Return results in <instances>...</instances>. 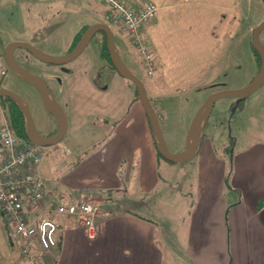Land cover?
Instances as JSON below:
<instances>
[{
    "label": "crops",
    "instance_id": "1",
    "mask_svg": "<svg viewBox=\"0 0 264 264\" xmlns=\"http://www.w3.org/2000/svg\"><path fill=\"white\" fill-rule=\"evenodd\" d=\"M124 1L137 7L145 0ZM150 1L155 2L158 10L143 30L156 52L157 68L150 77V92L144 86L155 111L160 107L156 92L173 87L169 72L176 67L165 68L162 56L166 59L173 55L172 49L178 46L187 55L184 64L187 69L175 77L176 82L181 83V90L189 86L197 89L200 94L197 104L201 105L212 91L205 89L207 93H203L207 83L200 72L206 67H218L216 60L220 59L225 41L231 31L237 30V24L232 27L234 20L236 23L238 16L243 17L239 13L230 21L224 14L242 0ZM42 2L48 4L49 0ZM10 4L13 6V0ZM105 10L104 7L103 18ZM52 16L55 18V13ZM253 26L249 24L248 30ZM77 33L68 41L66 52ZM68 35L63 33L58 42ZM223 61L225 68H229L227 58ZM133 68L129 69L137 74ZM133 98L127 110L119 109L120 117L114 112L101 121L103 135L96 136L98 141L73 146L75 158L60 160L59 174L40 165L47 183L49 207L83 199L95 201L99 213L86 219L77 215L58 216L60 240L56 245L43 249L37 239L30 241V252L37 256V261L40 264H264V142L246 147L228 160L216 155L211 139L203 130L194 155L182 163L168 161L158 150L138 97ZM158 117L161 130L169 134L172 152L184 150L191 118L184 125L179 121L166 128L161 122L165 117L160 114ZM83 127L73 124L72 131L78 132ZM210 130H214L211 124ZM191 159H195V164H189ZM188 202L190 208L186 212L190 220L186 228V213L175 218L170 208H181ZM176 220L183 221V230L173 232L178 238L175 242L168 228H178ZM88 223L93 225V234L87 230ZM9 229L12 227L0 210V264H29V259L16 253L9 244Z\"/></svg>",
    "mask_w": 264,
    "mask_h": 264
},
{
    "label": "rangeland",
    "instance_id": "2",
    "mask_svg": "<svg viewBox=\"0 0 264 264\" xmlns=\"http://www.w3.org/2000/svg\"><path fill=\"white\" fill-rule=\"evenodd\" d=\"M11 1L0 0V9L3 8L0 11V52L9 42L24 41L50 55L62 56L68 53L66 51L69 48L65 47L75 33L80 32L85 26L105 22L114 33V41L122 61L130 69H133V66L137 69V73L148 89L146 90L150 92L151 79L147 76L136 46L126 32L119 30L103 18L102 11L105 6L97 0H49L48 4H44L43 0H29L28 2L13 0V6L10 4ZM30 9L35 15H32ZM53 13H55V18L52 16ZM239 13L243 17L238 16L236 19ZM224 16L230 21L236 19L232 27H236L237 24V30L231 31L225 41L223 51L219 53L220 59L216 60L218 67H206L200 72L201 77L207 83L203 91L205 94L207 90L214 92L221 89L241 88L248 84L259 70L255 49L252 46V30L257 25L256 21L260 22L264 19V0H242L239 6L230 9ZM252 23L253 29L248 30L247 26ZM63 33L69 35L58 42ZM171 34L172 30L169 36H172ZM101 35H103L101 31L97 32L84 51L76 59L64 65L44 63L28 55L31 64H26V66L46 81L67 117L68 130L63 138L56 144L46 146L48 148H42L41 166H45L52 173L61 172V169H58L61 167L60 160L75 158L73 146L93 144L98 141L96 136L103 135L99 126L101 121L111 117L114 112H117L120 117L119 109L127 110L134 101L133 96H137L134 84L122 78L102 55L104 38L102 36L101 40ZM27 38L32 39V42ZM260 39L264 44V29L260 33ZM180 48L181 46H178L176 50L172 49L173 55L166 59L162 56L165 68L170 69L176 65L169 72V81L172 82L173 87H167V91L157 90L156 92V100L160 104L159 110L156 109V111L158 115L165 117L161 119V122L166 128L171 123L182 122L181 124L184 125L188 119H192L200 105V103L197 104L200 99L197 89L189 86L181 90V83L176 82L175 77L181 76L187 69L184 65L187 62V55ZM19 49H17L19 53L24 51H21L22 48ZM226 58L230 64L229 68H225L223 60ZM209 80L211 82H208ZM210 83L212 85L209 87ZM0 85L19 94L26 101L34 124L42 135L54 133L57 129L56 121L44 109L40 95L33 86L16 77L9 70ZM234 100V98L219 99L204 129V133L206 132L205 134L211 139L216 155L228 160L230 156H237L246 147L264 142V84L238 105L232 107ZM166 113H168L167 116ZM73 124H83L84 127L74 132L72 131ZM210 124L214 130H210ZM212 131H214V136ZM162 132L171 150L168 144L171 145L169 134L165 129ZM186 133L187 131L185 140ZM74 135H77V139ZM197 154L198 152L196 156ZM191 160L193 161L189 164H195V159ZM192 170L194 173V168ZM65 172L66 169L62 171V174ZM171 184L174 185L173 182ZM190 199H193V196ZM181 208L171 206L170 213L175 218H180L182 212L186 213L184 222L185 227L188 228L190 219L186 209L190 208L189 202L183 204ZM182 222L176 220L178 228H168L175 242L178 238L173 232L180 233L183 230Z\"/></svg>",
    "mask_w": 264,
    "mask_h": 264
},
{
    "label": "built area",
    "instance_id": "3",
    "mask_svg": "<svg viewBox=\"0 0 264 264\" xmlns=\"http://www.w3.org/2000/svg\"><path fill=\"white\" fill-rule=\"evenodd\" d=\"M98 1L106 6L105 20L128 33L138 44L143 63L151 74L154 66L149 49L141 41V29L156 16L157 5L150 0L140 1L137 7L124 0ZM6 71V64L0 61V81ZM0 118V210L11 224L15 252L29 259V264H40L30 252V241L37 239L43 249L57 244L60 233L53 216L92 218L98 215L99 206L95 201L74 199L68 204L49 207L47 183L40 170L42 147L18 140L1 103ZM86 227L90 234L94 233L91 223Z\"/></svg>",
    "mask_w": 264,
    "mask_h": 264
},
{
    "label": "water",
    "instance_id": "4",
    "mask_svg": "<svg viewBox=\"0 0 264 264\" xmlns=\"http://www.w3.org/2000/svg\"><path fill=\"white\" fill-rule=\"evenodd\" d=\"M263 29L264 19L252 30V46L257 51L260 58L258 73L248 84L241 88L221 89L206 96L191 119L186 133L185 148L181 152L175 153L168 148L159 124L158 114L146 92L144 83L141 78L130 70L122 61L114 41V33L105 22H96L88 26L81 34L74 48L62 56L50 55L24 41L9 42L2 50L1 57L5 61L8 70L38 91L44 109L54 117L57 124V131L53 135L47 137L38 131L28 104L19 94L6 87L0 86V98L8 97L11 99L22 113L25 121L26 138L29 143L42 147L56 144L63 138L67 131V117L65 112L51 92L46 81L17 61L16 51L22 48L21 50L27 53L25 55L22 54V59L25 58L27 60L25 56L27 55L28 57V55H30L32 58L44 63L64 65L76 59L84 51L92 37L97 32L101 31L106 36V48L113 68L122 78L130 80L135 86L138 100L154 132L155 141L160 154L168 161L182 163L187 161L196 152L201 133L207 125L211 112L219 99L235 98V103L238 104L239 101L246 99L264 84V44L260 39V33Z\"/></svg>",
    "mask_w": 264,
    "mask_h": 264
},
{
    "label": "trees",
    "instance_id": "5",
    "mask_svg": "<svg viewBox=\"0 0 264 264\" xmlns=\"http://www.w3.org/2000/svg\"><path fill=\"white\" fill-rule=\"evenodd\" d=\"M150 23V22H149ZM147 23V24H149ZM146 24V25H147ZM144 25L141 29V41L142 43L149 49V53H150V57H151V60H152V63H153V71L151 74L148 73V68L144 65V59H143V55L140 53V49H139V46L137 43L134 42V40H132L130 38V40L132 41V43L136 46L141 58H142V65L143 67L145 68L146 70V73H147V76L148 77H151L155 71V69L157 68V58H156V55H155V52L152 50V48L150 47L147 39H146V36H145V33H144V27L146 26ZM88 26H85L81 29L80 32H78L74 38V42L70 48V50L72 48H74V46L76 45L77 41L79 40L82 32H84V30L87 28ZM119 29V28H118ZM121 30V29H119ZM123 31V30H121ZM125 32V31H124ZM103 33V32H102ZM128 34V33H127ZM104 38V40L102 41V48H103V52H102V55L105 56L107 58V61L109 63V65L113 68L111 62H110V59H109V55H108V52H107V48H106V36L105 34L103 33V35H101V40ZM130 36V35H129ZM69 50V51H70ZM255 56L257 57V61H258V65H260V58H259V55L257 53V51L255 50ZM114 69V68H113ZM134 69V68H133ZM136 69V68H135ZM137 71V69H136ZM137 75L139 76V74L137 73ZM136 91V89H135ZM137 95V93H136ZM235 99V98H234ZM0 101H1V104L4 108V112H5V118L7 119L8 121V124L9 126L11 127L14 135L18 138L19 141L21 142H28L27 138H26V133H25V121H24V117L22 115V113L20 112V110L17 108L16 104L11 100L9 99L8 97H5V98H0ZM241 101H239L240 103ZM233 106V105H232ZM221 111H223V108H221ZM261 204V203H260ZM56 206V205H54ZM54 217V221L56 222V224H58V216H53ZM11 225V224H10ZM10 229L7 233V237H8V242L9 244L13 247L14 246V243H13V240L10 236ZM15 248V246H14Z\"/></svg>",
    "mask_w": 264,
    "mask_h": 264
},
{
    "label": "flooded vegetation",
    "instance_id": "6",
    "mask_svg": "<svg viewBox=\"0 0 264 264\" xmlns=\"http://www.w3.org/2000/svg\"><path fill=\"white\" fill-rule=\"evenodd\" d=\"M72 49H73V48H72ZM72 49H71V50H72ZM21 51H22V50H21ZM17 52H18V51H17ZM17 52H16V53H17ZM25 53H26V52L22 51V52H20V53L18 52L17 55H16V57H17V61H18L20 64H22L23 66H26V64H31V62L29 61V59H30L29 56H28V57L25 56V57L27 58V60H26L25 58H23V59L21 58L22 54L25 55ZM26 67H27V66H26ZM259 67H260V65H259ZM27 68H28V67H27ZM7 71H8V69H7ZM7 71H6V73H7ZM258 71H259V70H258ZM255 76H256V75H255ZM235 100H236V99H235ZM235 100H234V101H235ZM0 103H1V101H0ZM233 105H234V103H233ZM56 131H57V129L54 131V133H55ZM54 133L52 132V133H49V134L44 135V136H47V137H48V136L53 135Z\"/></svg>",
    "mask_w": 264,
    "mask_h": 264
},
{
    "label": "bare ground",
    "instance_id": "7",
    "mask_svg": "<svg viewBox=\"0 0 264 264\" xmlns=\"http://www.w3.org/2000/svg\"><path fill=\"white\" fill-rule=\"evenodd\" d=\"M160 124V123H159Z\"/></svg>",
    "mask_w": 264,
    "mask_h": 264
}]
</instances>
